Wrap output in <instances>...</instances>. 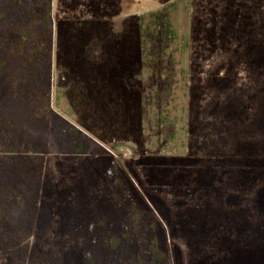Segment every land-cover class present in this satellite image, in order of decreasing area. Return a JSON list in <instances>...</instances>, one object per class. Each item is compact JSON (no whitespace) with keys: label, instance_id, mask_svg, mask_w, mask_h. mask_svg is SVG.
<instances>
[{"label":"rangeland","instance_id":"1","mask_svg":"<svg viewBox=\"0 0 264 264\" xmlns=\"http://www.w3.org/2000/svg\"><path fill=\"white\" fill-rule=\"evenodd\" d=\"M53 15L39 102L0 70V121L42 149L16 259L84 264L64 238L109 211L85 191L116 161L173 264H264V0H53Z\"/></svg>","mask_w":264,"mask_h":264},{"label":"trees","instance_id":"2","mask_svg":"<svg viewBox=\"0 0 264 264\" xmlns=\"http://www.w3.org/2000/svg\"><path fill=\"white\" fill-rule=\"evenodd\" d=\"M0 3L5 10L0 12V70H14L20 89L39 102L37 85L45 90L43 81L51 80L53 0H0ZM11 127L0 121V168H6L5 172L10 166L25 170L26 163L42 152L32 143L21 142ZM70 131L71 135L78 134L77 128ZM83 150L80 144L73 152L80 154ZM118 167L112 161L97 183L90 184L85 191L94 203H104L109 211L89 220L84 236L74 238L72 230L67 232L64 248L81 250L84 264H173L171 253L159 239V217L137 204L123 175L116 173ZM19 174L26 178L28 188L21 187L15 178L0 179V252L12 255L15 264H22L16 258L23 254L20 250H26L36 204L35 183L39 180L38 173Z\"/></svg>","mask_w":264,"mask_h":264},{"label":"crops","instance_id":"3","mask_svg":"<svg viewBox=\"0 0 264 264\" xmlns=\"http://www.w3.org/2000/svg\"><path fill=\"white\" fill-rule=\"evenodd\" d=\"M130 14H132V13H130ZM130 16H132V15H130ZM143 66H144V65H142V68H141L142 73H143Z\"/></svg>","mask_w":264,"mask_h":264}]
</instances>
